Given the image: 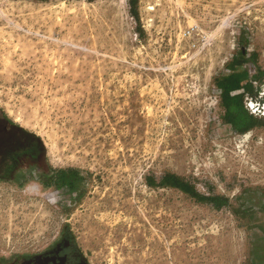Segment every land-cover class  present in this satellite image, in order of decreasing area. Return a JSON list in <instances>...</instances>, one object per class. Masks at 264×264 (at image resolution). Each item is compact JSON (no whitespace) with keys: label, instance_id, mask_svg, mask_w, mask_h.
<instances>
[{"label":"rangeland","instance_id":"obj_1","mask_svg":"<svg viewBox=\"0 0 264 264\" xmlns=\"http://www.w3.org/2000/svg\"><path fill=\"white\" fill-rule=\"evenodd\" d=\"M239 74L263 116L264 0H0V122L54 175L0 181V260L67 230L90 264H264V128L221 105Z\"/></svg>","mask_w":264,"mask_h":264},{"label":"flooded vegetation","instance_id":"obj_2","mask_svg":"<svg viewBox=\"0 0 264 264\" xmlns=\"http://www.w3.org/2000/svg\"><path fill=\"white\" fill-rule=\"evenodd\" d=\"M0 181L18 182L22 174L40 172L45 178H52L45 165L44 154L34 147L26 149L23 143H10L9 123L0 122ZM24 137V136H23ZM56 177V175H55ZM44 178V179H45ZM45 179V180H46ZM0 264H90L79 250L67 230L61 237L44 251L30 256H14L0 260Z\"/></svg>","mask_w":264,"mask_h":264},{"label":"trees","instance_id":"obj_3","mask_svg":"<svg viewBox=\"0 0 264 264\" xmlns=\"http://www.w3.org/2000/svg\"><path fill=\"white\" fill-rule=\"evenodd\" d=\"M247 75L246 74H239L236 75L235 77H233L230 80H227L224 84H221L219 89L221 91V102L223 104V106L226 108V113H225V121L227 124H231L233 131L240 133V134H244L247 131H249L250 129H252L253 127H264V124H260L259 122L261 121H257L258 119H254V117L252 115H250L248 113V111H246L244 109V105L242 104V98H243V94L247 93H242V94H237V95H233L230 96V92L234 91V90H238L240 88L243 89V91L249 89L252 87L251 83H244L243 86H241V83L247 81ZM232 99H238L241 103L238 105L240 107V109L238 108L236 111H232L229 108V101H231ZM24 134L26 133L27 135H29V137L33 138L35 141H37V137L34 136V134H31L30 132L23 130ZM34 144V143H33ZM162 186L165 187H171V188H175L178 189L179 191L190 195L191 197L202 201V202H210V200L208 198H201L198 193L193 190L192 188H190L187 184L183 183L182 180L173 174H169L167 176H165L162 180L161 183Z\"/></svg>","mask_w":264,"mask_h":264},{"label":"crops","instance_id":"obj_4","mask_svg":"<svg viewBox=\"0 0 264 264\" xmlns=\"http://www.w3.org/2000/svg\"><path fill=\"white\" fill-rule=\"evenodd\" d=\"M249 81H250V80H249ZM249 81L247 80V81L241 83V86H243L244 83H250ZM242 93H244V91H243L242 88H240V89H238V90H234V91L230 92V96L237 95V94H242ZM247 97H249L250 99L253 98V97L250 96V95L243 94V98H242V101H241V102H242V104L244 105L243 107H244V109H245L246 111H248L247 108H246V106H245V100H246ZM241 102H240L238 99H232L231 101H229V108H230V110H232V111H236L238 108L240 109V107H239L238 105H239ZM221 105H222V108H223V110H224V118H225L226 108L223 106L222 102H221ZM248 113H249L250 115H252V116L254 117V119H258L257 121H261V122H259L260 124H264V115L261 116V117H259V116H255L254 114H251L249 111H248ZM224 121H225V119H224ZM225 124L228 125V126L232 129V131H233V128H232V125H231V124H227L226 121H225ZM256 128H264V127H253V128L250 129L249 131H252V130H254V129H256ZM249 131H247V132H249ZM233 132H234V131H233ZM247 132H246V133H247ZM235 133H236V134H240V133H237V132H235ZM244 134H245V133H244ZM241 135H243V134H241Z\"/></svg>","mask_w":264,"mask_h":264},{"label":"water","instance_id":"obj_5","mask_svg":"<svg viewBox=\"0 0 264 264\" xmlns=\"http://www.w3.org/2000/svg\"><path fill=\"white\" fill-rule=\"evenodd\" d=\"M46 152L44 151V158H45Z\"/></svg>","mask_w":264,"mask_h":264}]
</instances>
